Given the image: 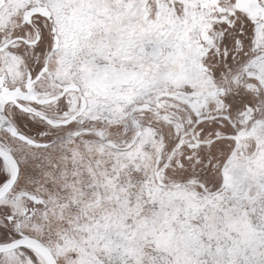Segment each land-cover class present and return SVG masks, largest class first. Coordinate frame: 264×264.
I'll return each instance as SVG.
<instances>
[{"label": "rangeland", "instance_id": "obj_1", "mask_svg": "<svg viewBox=\"0 0 264 264\" xmlns=\"http://www.w3.org/2000/svg\"><path fill=\"white\" fill-rule=\"evenodd\" d=\"M50 4L62 47L55 74L79 85L89 106L85 125L18 151L16 192L33 198L0 204V244L25 234L60 264H264V154L248 144L227 166V124L172 99L217 87L185 26L158 12L147 18L140 0ZM222 167L238 188L217 197ZM33 259L20 250L0 264Z\"/></svg>", "mask_w": 264, "mask_h": 264}, {"label": "flooded vegetation", "instance_id": "obj_2", "mask_svg": "<svg viewBox=\"0 0 264 264\" xmlns=\"http://www.w3.org/2000/svg\"><path fill=\"white\" fill-rule=\"evenodd\" d=\"M51 1L0 0V150L18 164L17 183L23 170L18 151L45 149L20 139L19 135L50 147L52 142L45 139L54 136L55 129H69L78 122L85 125L83 117L89 106L79 85L60 82L55 74V60L62 47ZM140 1L147 18L152 11L158 12L166 20L185 26L192 46L200 54L199 68L211 76L208 85L217 86L172 99L187 105L199 119L200 111L211 108L212 115L227 124L228 131L222 135L227 143L223 155L232 149L225 158L227 166L232 165L236 155L239 159L245 157L248 144L253 145L261 159L264 154V0ZM84 103L86 110L79 116ZM72 105L78 112L70 116ZM154 108L157 110L159 105ZM190 147L199 150L203 146L197 142ZM220 171L222 190L215 194L217 197L238 188L230 169L222 167ZM12 176V167L0 156V189ZM16 185L0 204L10 197L33 198L28 193L16 192ZM20 250L31 252L35 262L46 264L27 248L14 252Z\"/></svg>", "mask_w": 264, "mask_h": 264}, {"label": "water", "instance_id": "obj_3", "mask_svg": "<svg viewBox=\"0 0 264 264\" xmlns=\"http://www.w3.org/2000/svg\"><path fill=\"white\" fill-rule=\"evenodd\" d=\"M178 96H191V94H186L185 92H179ZM84 101H85V99H84ZM85 105H86L85 103L82 105V109L79 113V116H82L83 113L85 112V110H86ZM148 108L156 110L152 106H148ZM19 138L26 141V142L31 143L32 145H34L35 147H38V148H46L49 146L47 144L34 143V142L26 139L25 137L21 136V135H19ZM0 156L3 159H5L13 169V176L0 189V201H2L4 199H6L7 195L10 193V191L17 184V181H18V178L20 175V169H19V166L16 163V161L11 156H9V154H6L0 150ZM26 248L28 250L32 251L33 253L37 254L38 256H40V258H42L44 260V262H46V264H58V261L54 255V253L52 252V250L48 246H46L40 240L32 238V237H28L25 234H22V237L20 239H17V240H15L9 244L0 245V254H8V253L14 252L18 249H26Z\"/></svg>", "mask_w": 264, "mask_h": 264}]
</instances>
